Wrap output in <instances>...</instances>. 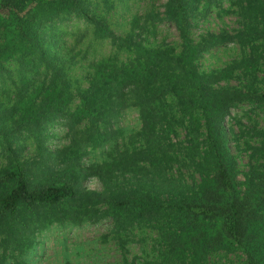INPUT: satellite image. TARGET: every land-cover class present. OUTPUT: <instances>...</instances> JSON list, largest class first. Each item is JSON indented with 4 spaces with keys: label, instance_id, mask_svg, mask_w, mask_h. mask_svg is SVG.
Here are the masks:
<instances>
[{
    "label": "rangeland",
    "instance_id": "obj_1",
    "mask_svg": "<svg viewBox=\"0 0 264 264\" xmlns=\"http://www.w3.org/2000/svg\"><path fill=\"white\" fill-rule=\"evenodd\" d=\"M167 1L76 0L75 15L59 0H0L29 26L20 38L0 15V196L13 185L3 175L14 164L30 187L75 188L54 205L0 217V264H246L241 248L216 238L219 219L163 254L164 232L127 222L109 201L127 190L196 201L217 161L232 194L258 206L243 239L264 264V104L242 97L264 91V0H188L183 28L165 15ZM244 25L252 31L239 38L218 36ZM147 57L203 102L170 93L143 101L148 91L137 80Z\"/></svg>",
    "mask_w": 264,
    "mask_h": 264
},
{
    "label": "trees",
    "instance_id": "obj_2",
    "mask_svg": "<svg viewBox=\"0 0 264 264\" xmlns=\"http://www.w3.org/2000/svg\"><path fill=\"white\" fill-rule=\"evenodd\" d=\"M187 2L188 0H168L167 6H165V15L182 28L188 23L185 13L186 7L184 6ZM59 3L69 5L66 11H71L75 15L79 9L76 0H59ZM3 7L4 9L0 6V15L10 20L8 24L4 25L18 27L16 35L20 38L26 37L24 36V32L29 29V26L27 23H22L23 20L20 17L18 9L8 3ZM18 22L21 23L18 24ZM15 25L18 26L16 27ZM97 27L101 28L99 25ZM250 31H252L251 28L244 25L241 30H238L232 35L223 36L226 34H220L218 36L225 37L224 39L239 38ZM143 60L144 62L138 65L141 67V70L143 69L145 71V76L137 80L138 90L148 91L143 96V101L155 100L167 96L170 93L183 103L194 104V102H197L193 92L191 93V88L187 87L184 94L182 92L183 88H181L182 82L171 78L172 74L166 71L163 74L161 73L163 68L159 59H156L155 62L152 61L154 59L151 57L144 58ZM154 82L157 84L152 86L151 84ZM185 86L186 82L183 87ZM245 93L242 97L264 104V91L257 92L251 89L250 91H245ZM209 96L210 94H208V99ZM214 98L211 97V99ZM203 100L202 98L197 103H202ZM205 117L207 120L204 131L205 138L209 140L207 142L208 148L211 153L217 155L216 142L213 139L217 133H214L210 127L208 121L210 117ZM3 179L12 180L13 185L6 193L0 196L1 218L7 216L8 218L14 217L19 208L30 209L32 206L39 204L54 205L60 200L72 197L75 194V188L71 181H65L58 185L30 187L25 179L21 166L18 164H14L11 170L4 172ZM258 189L260 198L264 199V172L260 176ZM197 195L198 200L196 201L174 204L175 202L167 203L162 201L156 195L140 194L135 190H127L122 195H118V197L109 198V201L113 207L121 211V215H126L127 222L128 220L136 223L153 222L158 230H161L162 233L164 232L163 242H159V250L163 254H167L171 250L174 251L175 239L190 235L192 238L199 237L201 236L202 229L205 232L209 227V222H215V220L219 219L220 226L218 227L216 238L222 236L241 248L245 253L246 264H262L261 260L254 257L253 254L255 251L249 249L243 239L247 232V221L257 217L254 208L258 206H252L254 203L250 202L249 197H237L232 194L230 177L226 166L222 162H216L214 175L206 183L204 178L203 184L197 190ZM225 195L227 201L222 206H217L216 202L219 201L221 196ZM167 214H169L167 218L169 220L161 219L162 215ZM120 220V213H117L114 216V223L117 222L120 225ZM168 234L172 236L170 240L167 238ZM211 240L207 238V243Z\"/></svg>",
    "mask_w": 264,
    "mask_h": 264
}]
</instances>
